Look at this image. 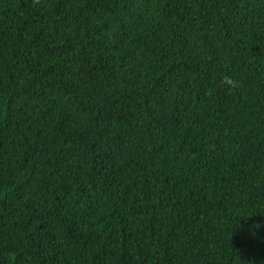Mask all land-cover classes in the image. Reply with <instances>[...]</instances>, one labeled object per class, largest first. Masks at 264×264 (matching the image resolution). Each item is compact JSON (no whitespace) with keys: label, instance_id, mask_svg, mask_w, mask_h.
<instances>
[{"label":"trees","instance_id":"trees-1","mask_svg":"<svg viewBox=\"0 0 264 264\" xmlns=\"http://www.w3.org/2000/svg\"><path fill=\"white\" fill-rule=\"evenodd\" d=\"M0 264H264V0H0Z\"/></svg>","mask_w":264,"mask_h":264}]
</instances>
